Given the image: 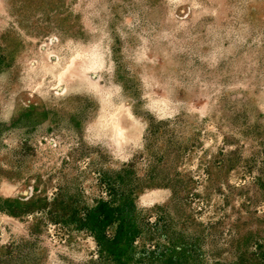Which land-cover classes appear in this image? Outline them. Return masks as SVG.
Here are the masks:
<instances>
[{
  "label": "rangeland",
  "instance_id": "rangeland-1",
  "mask_svg": "<svg viewBox=\"0 0 264 264\" xmlns=\"http://www.w3.org/2000/svg\"><path fill=\"white\" fill-rule=\"evenodd\" d=\"M118 257L264 264V0H0V264Z\"/></svg>",
  "mask_w": 264,
  "mask_h": 264
},
{
  "label": "bare ground",
  "instance_id": "bare-ground-1",
  "mask_svg": "<svg viewBox=\"0 0 264 264\" xmlns=\"http://www.w3.org/2000/svg\"><path fill=\"white\" fill-rule=\"evenodd\" d=\"M94 57V59L95 60H93L92 59V61L90 62V64L92 65V66H95V65H97V67H101L102 65V63H101V57L99 56V54H92V58ZM76 64H78V63H76ZM91 65H85V64H83V67H82V69L80 70V75H82V77H87V75H86V73H87V70H89L88 68H89V66H90V68H91ZM68 69L70 68V67H67ZM77 68V66L75 67V69ZM67 69V70H68ZM50 72H51V70H49ZM63 72H66V70H62ZM94 71V70H93ZM97 71V70H96ZM71 72H72V70H71ZM61 73V72H60ZM63 76H64V73L62 74V76H61V78H63ZM60 78V79H61ZM89 79V78H88ZM88 81V80H87ZM91 81V80H90ZM95 83V82H94ZM91 84V83H90ZM96 87H97V85H96ZM105 121V120H104ZM112 121V125H113V127H114V130H115V133H116V139H119L118 140V142H121L122 140H123V136H124V129H126V128H123V127H118L119 126V124H117L118 122H117V120H115V118L114 119H112L111 120ZM112 125H111V127H112ZM116 128V129H115ZM117 142V141H116Z\"/></svg>",
  "mask_w": 264,
  "mask_h": 264
},
{
  "label": "trees",
  "instance_id": "trees-1",
  "mask_svg": "<svg viewBox=\"0 0 264 264\" xmlns=\"http://www.w3.org/2000/svg\"><path fill=\"white\" fill-rule=\"evenodd\" d=\"M120 234H121V232H120ZM115 248H116V247H114V248L112 249V252H114V253H116V251H117V250H116L117 248H116V249H115ZM115 250H116V251H115ZM118 259H119V264H129L127 261H122V260H121V257H118Z\"/></svg>",
  "mask_w": 264,
  "mask_h": 264
}]
</instances>
